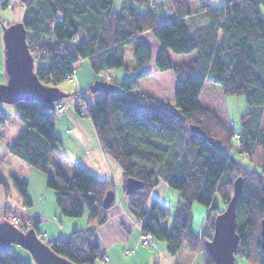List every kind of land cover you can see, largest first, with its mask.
<instances>
[{
	"label": "trees",
	"instance_id": "obj_1",
	"mask_svg": "<svg viewBox=\"0 0 264 264\" xmlns=\"http://www.w3.org/2000/svg\"><path fill=\"white\" fill-rule=\"evenodd\" d=\"M16 2L23 7L21 22L33 70L47 85L60 87L69 75H75L79 59H88L95 74L127 68L124 48H131L133 73L119 83L121 91L92 93L88 86L68 95L78 96L75 110L90 119L101 148L121 169L123 178L142 182V188L130 194H125L123 187L126 207L138 222L140 238L150 234L152 241H163L171 256L182 249L201 251L202 263L214 264L204 245L212 234L214 216L223 210L214 195H219L225 207L233 182L240 176L242 189L235 205L239 241L234 254L250 264H264L260 248L264 209V0H223L222 4L208 0H122L118 10L113 9L114 0ZM137 3L143 11L136 8ZM8 4L9 0H1L3 7ZM199 10L204 11L201 17L205 20L191 28V15ZM146 30L160 46L154 56L138 38ZM169 51H194V56L172 63ZM150 63L158 72L172 71L173 106L137 90L139 80L151 74ZM228 94L244 96L249 106L237 131L228 116ZM81 104L86 112L77 110ZM13 106L24 127L7 145L5 156H15L44 173L60 212L68 217L86 213L87 225L66 237L45 241L37 232L35 218L20 212L30 205L26 181L12 174L8 184L0 170V187L5 192L14 190L22 206L5 204V218L11 220L17 215L16 226L35 229L54 253L75 264L103 260L107 255L100 252L94 232L106 221L107 209L114 202L113 197L108 206L103 203L105 195L113 191V181L99 179L79 164L71 175L57 165L53 154L61 141L55 121L61 114L54 106L47 108L33 100ZM192 125L202 133L191 131ZM160 179L178 193L169 228L166 208L149 195ZM194 202L207 210L204 227L198 233L192 228ZM0 264L30 263L9 248L0 250Z\"/></svg>",
	"mask_w": 264,
	"mask_h": 264
},
{
	"label": "crops",
	"instance_id": "obj_2",
	"mask_svg": "<svg viewBox=\"0 0 264 264\" xmlns=\"http://www.w3.org/2000/svg\"><path fill=\"white\" fill-rule=\"evenodd\" d=\"M212 2V4H222L223 0H208ZM114 3V2H113ZM134 5V4H133ZM204 11L199 10L195 11L191 15V28L203 23L205 18H202ZM138 38L145 43L152 55L157 54L159 50V43L155 39V37L151 34L150 31H142L138 34ZM151 65L153 63L148 64V67L151 69ZM129 75H121L119 71L111 72V81L116 83H121L128 78ZM89 78V77H88ZM95 79V77H94ZM91 80L88 79L87 82ZM141 80V79H140ZM139 80V82H140ZM78 81V80H77ZM94 81V80H93ZM85 83L80 80L78 81L79 88L83 89ZM151 94L150 92H147ZM3 110L6 112L10 109L8 106H2ZM13 112V111H12ZM14 113H16L14 109ZM17 114V113H16ZM1 115V114H0ZM2 120L0 121V170L5 178L6 182L9 184V177L12 174H16L22 179H24L27 183L28 188V196L30 200V205L27 207H23V210L20 211L26 216H32L37 221V232L41 235L45 234L43 239L46 240H55L59 238H63L68 236L72 231L81 229L87 225V214L84 213L80 217H68L64 216L55 201V192L48 188L45 184V174L36 168L26 164L19 158L11 155H6L7 145L15 140L18 134L22 131L24 124H18V130L12 133V136L6 138L7 131V115L3 114ZM18 116V115H17ZM2 127H6V129L1 130ZM55 132L59 136L61 145L57 151L53 154V158L57 165L63 169L67 174L71 175L74 171L76 164L81 165L87 171L92 173L99 179L112 180L116 185L120 180L115 179L116 170L118 169V165L107 156V154L101 148L93 125L88 120L87 117L78 114V112L74 108L68 109L65 113L61 114L56 118L55 121ZM158 182L155 185V188L150 191V198L157 199L161 204H164L165 195L159 194L158 191H155L157 188H161V190L166 194L170 192L173 194L174 190H169V187L164 183ZM164 183V184H163ZM115 185L113 187L114 192V201H115ZM160 185V186H159ZM155 191V192H154ZM176 192V191H175ZM177 193V192H176ZM178 200V199H177ZM122 198H118L117 204H115L114 208L107 211V219L106 221H116L114 226L115 231L119 235L117 239H113L109 241L105 247L109 249L112 248L115 244H122L121 252L126 250H130L136 252L131 254L128 258L123 260L119 258L112 261V264H170L166 263L163 257L165 256L163 247L159 249L162 251V256L156 254V250H148L141 248L139 245L140 238V229L130 228L128 234L124 232L122 227L124 228V223L122 219L128 218L130 221L131 218L126 215L122 210L125 207V203ZM5 204L11 205L13 207H22L21 199L18 194L9 188L8 192H5L3 188L0 187V221L7 219L9 221L10 217L5 218L4 216V206ZM177 204V203H176ZM207 212V210H206ZM206 217V214H205ZM205 220V218H204ZM105 221V222H106ZM134 223V220H132ZM167 225V219H166ZM204 227L203 224L199 227L196 233L200 232ZM97 228V227H96ZM99 244V242H98ZM156 248V243H154ZM100 247V245H99ZM185 252L189 254L187 258V262L183 260V258L179 257V255L170 256V260H172L175 264H203L201 261V256H197L198 253L193 255V252L185 249ZM131 252V253H132ZM183 252V251H182ZM192 253V254H191ZM103 254V253H102ZM129 255V254H128ZM108 256V255H107ZM117 258V257H116ZM195 258V259H194ZM197 258V259H196ZM110 260V257H109ZM197 260V261H196Z\"/></svg>",
	"mask_w": 264,
	"mask_h": 264
},
{
	"label": "rangeland",
	"instance_id": "obj_3",
	"mask_svg": "<svg viewBox=\"0 0 264 264\" xmlns=\"http://www.w3.org/2000/svg\"><path fill=\"white\" fill-rule=\"evenodd\" d=\"M121 1L122 0H114V3H113V9L114 10L120 9ZM136 8H138L142 11L144 10L143 6L139 5L138 3L136 4ZM262 12L264 15V6L262 7ZM22 16H23V7L18 2H16V0H9V4L7 7H3L1 5V0H0V83H4L6 81V78H7L6 74H5V69H4L3 29H4V27L11 25L13 23L21 22ZM188 30H190V28H188ZM124 51H125L124 61L127 64V68L118 67V68H113L111 70L103 71V72H100L98 74H95V73H93V71L91 69L90 62L88 59H79L76 63V66H75L76 74L74 76L76 78H73L72 80L64 81L63 83L60 84L59 88L66 93H72L73 91L80 90L79 85H78V81L82 80L85 83L84 85H86L83 87V90H84L85 88L90 86V84L93 82V80H95L94 79L95 76L97 79H100V80L111 81V72L114 73L115 71H119L121 75H129L127 79L131 78L132 73H133L132 72L133 71L132 70L133 59H132V54H131V48L129 46H125ZM193 56H194V51L188 52V53H173L172 51H169V57H170V60L172 63L181 62V61H188L189 59L193 58ZM90 76H91V80L89 82H87L88 79H90ZM174 88H175V81H174L172 71L166 70V71L158 72V71H156L154 65H151V74L148 77L141 79L140 82H138L137 90L143 91V92H150L151 95H153L158 102L168 103L170 106H173ZM86 94L88 95V98L91 99L90 93H86ZM77 99H78L77 95H75V96H69L68 95L66 97H63L62 100L66 106L64 107V110L61 114L65 113L70 108L75 109V105H76L75 101ZM225 103H226V107H227V111H228V116L232 122L233 128L237 131L240 127L241 115L243 113H245L247 110H249V106L247 105V102L245 101L244 96L237 95V94L226 95ZM3 105L8 106L10 109L6 112L5 110L2 109ZM0 107L3 110V113L7 115L6 118H8L7 119V121H8L7 127L8 128L6 131V138H7V136L9 138L10 136H12V133H14L15 131L18 130L19 125L22 123H21L19 117L17 116V114L14 113L15 107L13 106V104L0 102ZM76 108L78 110V107H76ZM83 111L86 112V109L83 108ZM85 117H87V116H85ZM88 120H89V118H88ZM4 129H6V127H2L1 130H4ZM8 138H7V141H9ZM237 157H239V155H237ZM241 160H243V162H246L245 159H241ZM115 179L120 180V182H118V184H116V185L113 183V187L115 185V189H114L115 190V201L113 202V204L111 206L108 207L107 211L114 208L115 204H117V202H118L119 197L123 199V202L125 203V207L123 208L122 211L126 215L128 214V216L131 218L130 221L128 220V218L122 219V221L124 223V228L122 227V229L124 230V232L126 234H128V232H129L128 230L131 227L137 228V227H139V225H138V222L132 216H130V214L127 210V207H126L127 197L123 193V187H124L125 179L123 178L122 171L119 167L116 170ZM159 182L162 183L163 181H161V179H160ZM154 188H155V186H154ZM169 190H174V189L169 188ZM155 191L159 192V194H157V195H160V194L165 195V201H164L163 206L166 208L167 227L169 228L171 225L173 212L176 208L178 193H176L177 191L174 190L173 194H171L170 192H167L165 194L161 190V188H159V189L157 188ZM149 195H151V194H149ZM214 199H215L218 207L223 209L224 206H222L221 198L219 197V195L217 193L214 195ZM21 210H23V208ZM191 211H192V228L194 231L197 232V230H199V227L203 224L205 214H206V208L203 207L202 205L194 202L192 205ZM132 220H134V223ZM115 224H116V221L111 220V221H106L103 224L96 226L97 228L95 229L94 236H95L96 240L99 242V245H100L99 250L101 253L106 254L108 256L104 257L103 260L98 259L95 262V264H112V261L118 259L119 255H120V259L123 260L125 258H128L131 254L136 252L135 249L133 250L134 252H132L130 250L127 253L121 252L122 244H120V242L114 243L115 245L110 249L108 247H105V245L109 241H111L113 239H117L119 237V235L117 234V232L114 229ZM135 226H137V227H135ZM42 236L45 237V234L43 233V235H41V237ZM153 242L156 243V248H155V246L151 247L152 245H154V243L150 247L147 245H142V244H139V245L141 246V248H144V249L156 250V254L160 255L159 257H161L163 253H162V251L158 250V248L162 249V247H163L164 254H165L164 257L162 256L163 259H165L166 263L172 264L173 263L172 260L169 259L172 256L167 253V251L165 249V243L163 241L156 240V239H154ZM120 245H121V247H120ZM11 249L14 250L22 258L26 259L30 264H36L34 262V260L32 259L30 253L25 248H23L22 246H19L17 244H11ZM182 251L178 252L177 256L179 255V257L183 258V260L187 262V258L189 257L190 252L188 254L187 252L184 251V249H182ZM195 253H198L197 256L198 255L201 256V261H203L202 260V257H203L202 252L199 251V252H195ZM195 253L193 252L194 256H195ZM109 257H110V260H109ZM235 264H250V263H248L246 261V259L241 257L240 255H235Z\"/></svg>",
	"mask_w": 264,
	"mask_h": 264
},
{
	"label": "water",
	"instance_id": "obj_4",
	"mask_svg": "<svg viewBox=\"0 0 264 264\" xmlns=\"http://www.w3.org/2000/svg\"><path fill=\"white\" fill-rule=\"evenodd\" d=\"M25 28L22 22L4 27V69L6 81L0 83V102L14 104L19 101H36L44 107L52 108L53 103L68 93L57 86L47 85L38 80L33 70V58L28 50L25 38ZM92 93H114L122 90L118 83L109 80L95 79L89 86ZM191 131L202 133L195 125ZM141 181L129 177L125 179V194H130L142 188ZM242 189V178L239 176L233 182L232 196L226 202L222 211L213 218V231L204 242L205 248L214 264H235L234 251L238 245V235L235 231V205ZM114 197L109 191L103 200L105 206ZM17 244L25 248L36 264H75L54 253L38 235L35 229H20L13 222L4 219L0 221V250L11 248ZM260 248L264 259V209L260 219Z\"/></svg>",
	"mask_w": 264,
	"mask_h": 264
},
{
	"label": "built area",
	"instance_id": "obj_5",
	"mask_svg": "<svg viewBox=\"0 0 264 264\" xmlns=\"http://www.w3.org/2000/svg\"><path fill=\"white\" fill-rule=\"evenodd\" d=\"M74 78V74L73 75H69L68 76V80H72ZM53 106H54V109H55V112L57 113V114H61L62 112H63V110H64V107L66 106L65 104H64V102H63V100H62V98L61 99H58V100H56L54 103H53ZM82 108V109H81ZM83 108L85 109V106L83 105V104H81V105H78V110L80 111V112H84L83 111ZM0 114L1 115H3L4 113H3V110L1 109V107H0ZM18 221V218H17V215H12L11 216V222H13V223H15V222H17ZM139 242H141L143 245H147V246H151L152 244H153V241H152V239H151V236H150V234H147V235H142L141 236V238H140V240H139ZM128 251H125V253H127ZM106 257V256H105Z\"/></svg>",
	"mask_w": 264,
	"mask_h": 264
}]
</instances>
